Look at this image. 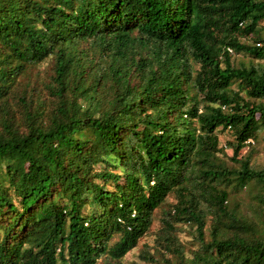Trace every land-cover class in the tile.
<instances>
[{
	"label": "trees",
	"instance_id": "1",
	"mask_svg": "<svg viewBox=\"0 0 264 264\" xmlns=\"http://www.w3.org/2000/svg\"><path fill=\"white\" fill-rule=\"evenodd\" d=\"M263 23L264 0H0V264H123L172 195L150 262L264 264V66L232 58L264 60Z\"/></svg>",
	"mask_w": 264,
	"mask_h": 264
},
{
	"label": "rangeland",
	"instance_id": "2",
	"mask_svg": "<svg viewBox=\"0 0 264 264\" xmlns=\"http://www.w3.org/2000/svg\"><path fill=\"white\" fill-rule=\"evenodd\" d=\"M261 27L264 30V23L261 25ZM261 46V45H257ZM83 47H87L86 45H83ZM233 63L235 66L240 65H262L264 66V60H255L252 59L249 56L243 55V54H233ZM53 65L54 61L53 59H49L45 63L38 65L32 70V76L31 79L33 82H38L40 84H43L44 82L49 79L50 75L53 73ZM41 86V85H40ZM219 139H220V147H223L225 149L226 155L224 157L225 160L228 161V164L231 167H235L233 161L231 160V157L233 156L232 148L229 146V142L233 140L231 134L228 131L224 132H218ZM252 143V142H251ZM256 152L253 154L252 157V164L255 168L264 169V131L262 133V137L258 142H255V145L253 146ZM248 154V148L241 151V156H246ZM110 189H113V187H109ZM174 202V196L168 198L167 205H165L163 208H160L157 210L153 217V223L152 226L148 232V234L142 238L139 242V245L136 249H134L132 252H130L125 260L123 261V264H154L149 261V259L154 257L155 259H160V255L157 254V251H160L164 253V255L167 257L166 259H169L170 261L173 260V255L170 253H167L166 250H164L161 245L158 243L159 239L158 237L162 233V220L165 219V212L169 210V206L173 204ZM253 200L247 193V191L234 194L233 200H232V206L235 207L236 204H240L242 207V210L245 213H249L250 215L253 214V211L251 210L252 207L250 206ZM264 210L261 211L260 214L263 213ZM214 220V216L209 214L207 216L208 223H211V221ZM177 231L175 232V235L178 238V241L183 245L186 256L190 257V251L193 249H196L197 246H199L198 240L196 237V228L190 227V226H184V225H178ZM116 239V238H115ZM147 258V260L144 259ZM101 259L98 264H107L104 263ZM158 264H165V262L159 260Z\"/></svg>",
	"mask_w": 264,
	"mask_h": 264
}]
</instances>
